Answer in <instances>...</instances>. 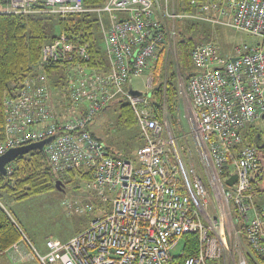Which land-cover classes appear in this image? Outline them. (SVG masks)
Returning a JSON list of instances; mask_svg holds the SVG:
<instances>
[{"label":"built area","instance_id":"2783aa9c","mask_svg":"<svg viewBox=\"0 0 264 264\" xmlns=\"http://www.w3.org/2000/svg\"><path fill=\"white\" fill-rule=\"evenodd\" d=\"M162 3L106 0L87 7L83 0H0V13L66 18L95 12L109 63L106 71L87 68L79 61L90 58L86 45L58 33L43 44L38 73L5 99L7 136L0 142V155L51 138L42 151L53 172L62 177L72 170L90 172V185L110 203L109 211L75 236L48 238L45 253L34 247L40 264H175L188 233L198 234L200 247L184 264H220L228 246V218V232L235 229L245 236V247L264 256V153L245 145L243 138L246 128L264 115V0H192L196 10L190 17L258 37L254 44L236 46L229 56L213 42L199 44L192 52L197 73L186 87L207 184L184 160L166 120L151 111L152 92L130 93L132 78L151 68L160 44L168 39L171 45V29L165 23L189 16L161 11ZM56 63L66 65L69 78L67 98L58 110L43 72ZM147 84L153 87L151 76ZM120 96L131 103L145 140L135 158L114 155L89 130L93 117ZM228 161L231 173L222 178ZM233 174L237 180L228 186ZM213 196L216 204L210 209ZM238 264L248 262L243 258Z\"/></svg>","mask_w":264,"mask_h":264},{"label":"trees","instance_id":"16d2710c","mask_svg":"<svg viewBox=\"0 0 264 264\" xmlns=\"http://www.w3.org/2000/svg\"><path fill=\"white\" fill-rule=\"evenodd\" d=\"M83 1L87 7H96L102 5L106 0ZM197 1L203 3L207 0ZM175 3V11L178 14H192L196 10L192 0H176ZM174 21L175 59L169 56L168 39L164 40L160 44L157 60L149 69L153 78L149 106L160 121H164L167 112L172 118V123L179 127L180 88L178 70L187 84L190 77L197 73V68L192 59L194 48L199 44L211 42L210 39L213 34L210 31L212 29L211 24L206 21L194 17L177 18ZM167 22H172V20ZM58 33L67 34L78 45H86L90 58H79L81 64L94 71L108 70L109 63L103 35L99 18L95 12L71 14L66 18L49 14L0 13V142L4 141L7 136L5 99L13 95L25 81L38 73L42 46L52 41ZM66 70V65L63 63L48 65L43 70L53 93L52 102L55 104L56 110L58 107L60 108L61 102L67 98L65 89L69 78ZM112 103L118 104L119 119L124 126H138L135 111L125 96L115 98ZM139 135L142 139L141 131ZM93 136L96 137L94 134ZM243 138L245 145H252L264 153V118L262 117L255 124L248 126L243 133ZM256 138H260L262 141L256 142ZM111 149L109 146L110 151ZM236 149L238 146H235ZM111 153L115 155L113 150ZM119 156L127 157L126 155ZM8 166L11 167L10 172L0 173V197L9 195L15 200H22L55 189V182L58 178L64 183L65 180H70L73 177L92 179L90 172L81 170H72L64 177L57 176L49 165L44 151L38 149L19 155ZM230 171L228 161L222 178H226L231 173ZM238 225L243 229L242 222ZM242 238L245 241L244 235ZM21 239H24L22 227L6 206L0 205V252L12 247ZM182 246L183 254L176 256L175 264H184L186 257L198 254L200 247L198 234H184ZM246 248L248 264H264L263 255L249 246Z\"/></svg>","mask_w":264,"mask_h":264},{"label":"rangeland","instance_id":"374dc122","mask_svg":"<svg viewBox=\"0 0 264 264\" xmlns=\"http://www.w3.org/2000/svg\"><path fill=\"white\" fill-rule=\"evenodd\" d=\"M161 6L165 11L178 14L175 11L176 0H164ZM165 4V5H164ZM157 12L160 15L159 9ZM165 13V12H163ZM177 16V18L190 17ZM176 18V19H177ZM175 19V18H174ZM166 22V26L171 29L169 45V56L175 59L173 27L175 30V21ZM207 22V21H206ZM211 24V42L219 46L220 52L224 56L235 54V47H239L242 43L254 44L258 37L251 35L245 31H237L226 26H216ZM178 69V68H177ZM179 74L180 88V105L178 110L179 127L175 126L172 118L166 112L165 120L167 127L171 129L175 135L177 146H180L183 158L187 164L195 166L199 174L205 177V168L202 164L201 149L198 146L196 137L194 136V127L190 117V98L187 92V84L183 77ZM149 76L152 77L150 70L141 76L132 78L133 88L144 93L151 94L152 90L148 84ZM90 129L97 138L108 143L115 155L132 154L137 144L142 140L140 138V127L133 125L131 127L124 126L119 119L118 104L111 103L106 109L98 112L89 124ZM2 203L13 214L24 232V239L31 240L37 249L46 252V240L53 238L56 240H67L82 231L90 222L98 216L110 210V203L102 199L101 194L94 189L88 179L82 177H73L65 180L63 189L55 188L49 192L33 195L22 200H15L9 195L0 197ZM216 204V199L211 197L210 209ZM93 206L92 209H89ZM79 208L80 210H76ZM232 228L230 218L225 223V234L228 246L225 249L223 260L220 264H238L240 259L245 258L247 248L244 246L242 236L236 233L235 229L228 232ZM179 247L175 251H179Z\"/></svg>","mask_w":264,"mask_h":264},{"label":"crops","instance_id":"0c3cea01","mask_svg":"<svg viewBox=\"0 0 264 264\" xmlns=\"http://www.w3.org/2000/svg\"><path fill=\"white\" fill-rule=\"evenodd\" d=\"M257 41H258V39H257ZM89 130L92 132V130L90 128H89ZM144 143H145V140L142 138V140L137 144L133 153L128 154L127 157L128 158H135L137 149L139 147H141L142 145H144ZM106 144H108V143H106ZM111 151H112V149H111ZM34 247L37 248L31 240L28 241L26 239H21L20 241L15 243L12 247L8 248L7 250H5L3 252H0V264H40L39 259L35 254ZM38 250H40V249H38Z\"/></svg>","mask_w":264,"mask_h":264},{"label":"water","instance_id":"95a60500","mask_svg":"<svg viewBox=\"0 0 264 264\" xmlns=\"http://www.w3.org/2000/svg\"><path fill=\"white\" fill-rule=\"evenodd\" d=\"M130 93L133 95H139L141 94V91L139 90H134L130 89ZM264 118V115H263ZM51 138H48L46 140L38 141V142H33L25 145H20L17 147L10 148L7 150L4 154L0 155V173L1 174H6L7 173V165L11 162H13L19 155L26 154L30 152L31 150L38 149L42 150L44 144L46 141L50 140ZM258 138H256L257 142ZM237 180V175L233 174L230 178L226 180V184L228 186H232ZM55 186L58 189H63L64 187V182L61 179H57L55 182Z\"/></svg>","mask_w":264,"mask_h":264},{"label":"flooded vegetation","instance_id":"af4514ba","mask_svg":"<svg viewBox=\"0 0 264 264\" xmlns=\"http://www.w3.org/2000/svg\"><path fill=\"white\" fill-rule=\"evenodd\" d=\"M262 141L260 138H258L257 142Z\"/></svg>","mask_w":264,"mask_h":264}]
</instances>
